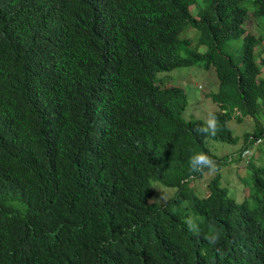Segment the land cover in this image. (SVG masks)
I'll use <instances>...</instances> for the list:
<instances>
[{
  "label": "trees",
  "instance_id": "16d2710c",
  "mask_svg": "<svg viewBox=\"0 0 264 264\" xmlns=\"http://www.w3.org/2000/svg\"><path fill=\"white\" fill-rule=\"evenodd\" d=\"M200 1L0 0V264L32 251L19 238L30 227L61 244L25 264H264L263 37L247 33L246 0ZM191 67L217 78L215 136L186 116L184 87L161 86L160 74ZM246 114L254 127L240 141L227 122ZM196 152L217 165L203 197L190 185L209 172H192ZM243 159L238 201L222 182ZM155 186L187 199L174 203L179 222ZM145 235L154 260L138 263Z\"/></svg>",
  "mask_w": 264,
  "mask_h": 264
},
{
  "label": "rangeland",
  "instance_id": "374dc122",
  "mask_svg": "<svg viewBox=\"0 0 264 264\" xmlns=\"http://www.w3.org/2000/svg\"><path fill=\"white\" fill-rule=\"evenodd\" d=\"M202 5L203 3L200 0H196V2L192 3L190 7H194L196 11H200V6ZM245 5H247V7L249 8L248 19L245 24V27L247 28V33L263 37V41L260 44V49H262V55L264 57V20L254 15L255 3L253 2V0H246ZM192 16L194 18H197L198 13H193ZM184 34L190 38H193V29L188 26L184 29ZM227 48L230 52L238 54V49L232 43L227 45ZM259 66L261 69V74L264 75V65L259 64ZM160 75L165 77V80L161 81V86L165 87L172 84L178 86L181 85L187 91L188 105L185 109V114L187 117H200L202 118V120H205L208 119L213 112H216L221 109L219 104L211 98L210 94H208L210 91H212L213 86H215V84L217 83V78L212 71H204L199 68L194 69V67H191L186 69H174L171 70L170 73H162ZM221 111H223V109H221ZM258 117L259 120L263 121L264 124V112H260V114H258ZM254 120V116L246 114L241 116V121H237L236 118L231 117L230 120L227 122V125L229 126L234 135L240 137L241 141L243 133L245 131L251 130L254 127ZM210 143L211 150L214 153H223L229 150V146L221 145L214 141H210ZM231 148L236 149L237 147L233 146ZM251 155L252 150H246L242 154V157H247ZM258 156L259 155H257V158ZM245 163L246 161L243 159L239 163L227 162L225 165V171L228 172L229 176L227 178H223L222 185L227 187L230 195L235 197L238 201L242 200L247 195L245 181L239 179V177L241 178L242 175H246L244 168ZM220 172L222 173L223 171L220 169ZM212 175L214 174H212L211 172H204L199 177L195 178L194 181L190 184L195 187L198 197H203L207 195V184L212 178ZM155 191L156 193L164 195V198L162 197L157 199L159 201L167 199L173 196L175 193L174 188H167L163 186H155ZM172 199L173 201H170L171 204L176 203V201L182 202V205L188 203L186 198L174 200V197H172ZM255 204L256 202L252 200L250 206L254 208ZM169 214L176 216V212L172 209H169ZM188 215L192 216L193 218L195 217L194 212L191 210H189Z\"/></svg>",
  "mask_w": 264,
  "mask_h": 264
},
{
  "label": "clouds",
  "instance_id": "9594fccd",
  "mask_svg": "<svg viewBox=\"0 0 264 264\" xmlns=\"http://www.w3.org/2000/svg\"><path fill=\"white\" fill-rule=\"evenodd\" d=\"M218 81L213 86L212 90H217ZM197 132L205 137L215 136L217 134V120L214 115H210L208 119H205L203 123L197 128ZM189 166L192 172H199L203 173L205 169L209 172L217 171L216 162L213 161L206 153L204 152H196L189 158ZM170 188V187H167ZM164 196V195H163ZM173 196L165 199V203L167 205V214H169V209H172L176 212V216L174 220L178 221L177 211L174 204H171L170 201H173ZM183 223L187 227V230L191 232L194 236L199 237L200 235V228L196 220L192 216H186L184 218ZM23 242L30 245L32 251L27 253L24 256H15L9 257L6 259L5 264H25L28 261L33 259H42V250L48 251L53 249L55 246L61 244L58 238L52 234H45L41 231L30 227L28 232L24 235L19 237ZM209 244L215 245L220 240V234L218 231H212L211 234L206 235L204 237ZM147 245H148V235L141 236L136 239L135 244L133 245V250L138 252L137 260L138 263L142 262H150L154 260V256L152 253L147 252ZM131 245L129 246V248ZM134 257V256H132ZM132 258H127L126 261L131 262ZM60 263H65L63 260Z\"/></svg>",
  "mask_w": 264,
  "mask_h": 264
},
{
  "label": "crops",
  "instance_id": "0c3cea01",
  "mask_svg": "<svg viewBox=\"0 0 264 264\" xmlns=\"http://www.w3.org/2000/svg\"><path fill=\"white\" fill-rule=\"evenodd\" d=\"M165 216L169 217L168 215H165Z\"/></svg>",
  "mask_w": 264,
  "mask_h": 264
}]
</instances>
